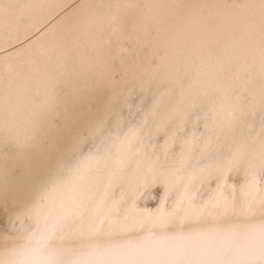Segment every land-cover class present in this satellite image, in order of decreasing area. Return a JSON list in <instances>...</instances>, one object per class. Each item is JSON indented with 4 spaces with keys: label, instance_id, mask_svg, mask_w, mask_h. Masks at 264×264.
Returning <instances> with one entry per match:
<instances>
[{
    "label": "snow or ice",
    "instance_id": "obj_1",
    "mask_svg": "<svg viewBox=\"0 0 264 264\" xmlns=\"http://www.w3.org/2000/svg\"><path fill=\"white\" fill-rule=\"evenodd\" d=\"M0 264H264V0H0Z\"/></svg>",
    "mask_w": 264,
    "mask_h": 264
}]
</instances>
